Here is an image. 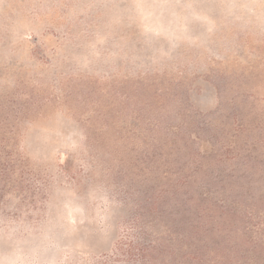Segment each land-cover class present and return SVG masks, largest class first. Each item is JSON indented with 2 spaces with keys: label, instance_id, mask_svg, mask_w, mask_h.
Here are the masks:
<instances>
[{
  "label": "rangeland",
  "instance_id": "obj_1",
  "mask_svg": "<svg viewBox=\"0 0 264 264\" xmlns=\"http://www.w3.org/2000/svg\"><path fill=\"white\" fill-rule=\"evenodd\" d=\"M0 264H264V0H0Z\"/></svg>",
  "mask_w": 264,
  "mask_h": 264
}]
</instances>
